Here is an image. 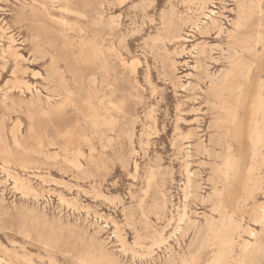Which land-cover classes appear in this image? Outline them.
Here are the masks:
<instances>
[{
	"label": "rangeland",
	"instance_id": "obj_1",
	"mask_svg": "<svg viewBox=\"0 0 264 264\" xmlns=\"http://www.w3.org/2000/svg\"><path fill=\"white\" fill-rule=\"evenodd\" d=\"M254 1L73 0L68 7L84 18L70 20L69 26L77 24L84 32L73 27L63 33L58 23L63 1L0 0L3 264H163L168 257L196 255L188 219L180 223L183 232L175 231V220L184 207L190 220L201 222L210 214V204L198 196L210 192L208 178L220 163L215 154L221 151V135L236 149L228 127H214L225 117L220 104L232 102V93L216 83L231 67V47L244 58L264 61L263 0L261 13L253 12L232 34L241 19L239 7ZM83 44L103 49V69L83 64ZM49 55L81 77L74 83L72 74L65 73L78 101L60 122L46 106ZM92 73L98 95L118 106L112 130L94 133L82 116L81 87ZM255 91V86L247 90L249 100ZM73 127L76 134L67 142L57 138ZM13 138L25 141L26 151ZM39 140L42 148L33 152ZM78 151L81 156L75 155ZM249 163L245 155V165ZM243 184L241 170L230 184L233 189L223 186L229 195L235 193L231 197L224 191L229 209L242 195ZM263 191H254L237 210L246 224L252 225ZM159 238L165 242L154 245ZM199 257L204 264L209 256L204 252Z\"/></svg>",
	"mask_w": 264,
	"mask_h": 264
},
{
	"label": "bare ground",
	"instance_id": "obj_2",
	"mask_svg": "<svg viewBox=\"0 0 264 264\" xmlns=\"http://www.w3.org/2000/svg\"><path fill=\"white\" fill-rule=\"evenodd\" d=\"M50 1H63V3L66 4L64 8L60 9L63 13L60 14V17L58 19V23L61 25L63 33L67 32L68 30H73V27H77V24L70 27V20H74L78 23L81 18H84L83 12L78 9H72L71 7H68V3L73 2V0ZM260 2L261 0H256L253 2V4L239 7L241 19L233 24L234 31L232 32V34H238L243 26L244 21L248 20L253 12L261 13ZM70 16H74V18H71ZM210 21L211 24H216V22L212 20L211 17ZM115 24L116 23H114V25ZM83 32L84 31L81 28H78V30H76V33ZM37 47L40 49L39 45ZM49 57V64L47 67H45L46 82L48 84L47 90L49 92V95L46 96V106L49 107L52 115L57 116V119L60 122L65 119L68 109L71 107L74 108L76 106L72 103H75L76 101H78V99L74 97L76 96L75 87L74 90H70V88L68 87V78L65 75V73L72 74L73 72L71 71V69H69L68 65H65V67L63 68L58 66V62L53 55H49ZM44 58L45 56L43 55L39 56V59L43 60ZM104 58V51L101 47H99V45L83 44V64H87V66L92 67L94 71L96 69L101 70L104 68ZM229 58L231 67L229 70L224 72L223 76L217 81L216 86H220L224 89L226 88L229 94L232 93V102L231 104H220V109L224 111L225 117L218 118L215 121L214 127L217 130L228 127L227 134L228 136H230V139L232 138L233 141L236 140V149L226 140L227 135L225 136L222 134L219 142L221 151L215 154L216 158L220 160V163L216 164V166L212 170L211 177L208 178V183L210 184V192L207 193L206 197L198 196L201 202L210 204V214H205L201 222H198L197 220H190L184 207L181 213H178L175 220V231L183 232L179 227L180 223L188 219L186 225L190 230L193 231V237L190 246L193 245L196 248V255L183 254L178 259L166 257V262H164L163 264H199V255L204 252L209 256L204 264H264V201L261 205H258L256 211L254 210L255 213L253 214L250 221L252 225L246 224L243 218V214L239 215L237 212V210H239L244 203L252 198V194L254 191L264 190L262 188V186L264 185V61L262 63H257L253 59L244 58L237 47H231ZM95 65H98L96 69L94 67ZM260 74H262V76H260ZM72 76L73 77L71 80L74 83V78L77 81L81 79V77H75V74H72ZM96 82V73H92L87 82V86L81 87V90L84 93L83 95L85 96L83 100V107H85V111L82 112V116L89 128L94 133H98L105 128L112 130L116 125L115 115L118 110V106L116 105V103H114L112 100H106L105 96L98 95ZM148 85L151 87L150 84ZM253 86H255L256 91L253 93V95L250 96L249 100V97L247 96L248 94L246 92L250 87ZM7 91L9 92L10 89L6 90V92L4 93L3 101L9 98ZM33 106L35 105L33 104ZM11 110L13 111V109ZM45 113L46 112L44 111V115ZM26 114L28 115L27 112ZM41 115L42 114H40V116ZM148 122L150 121L148 120ZM30 128L32 127L30 126ZM57 134V138L59 140L67 142L70 139L69 137L72 138V135L76 134L75 127L66 130L64 129ZM147 135L149 136V134ZM13 141L16 147L21 145L22 151H26V146L23 144V142L25 141H20L22 144H20V142L15 138H13ZM106 143L110 144L108 143V141H106ZM42 144V140L37 141L33 152H37V150H40L42 148ZM105 149L106 148L104 147L103 150L105 151ZM93 151L94 153H96L95 150ZM75 155L81 156L82 153L78 151ZM245 155H248V158L250 160L249 165H245ZM185 170H187V167L185 168ZM241 170L244 171L242 195L239 196L238 200H235V202L233 201L234 208L229 209V206L226 205V202L224 200L223 194L225 188H223V186L230 188V184L240 174ZM189 182L190 181L188 179L187 183L189 184ZM235 184H237V182ZM249 184L252 185V189H249ZM20 188L23 189L24 187L20 186ZM231 188L233 189V187ZM28 191L30 192V190ZM235 192H237V190ZM226 193V195L228 196V192ZM233 194L235 195V193ZM231 195L232 194H230L229 196ZM234 195H232L231 197H233ZM226 200L229 201L230 199ZM229 205H231V208L232 203ZM164 242L165 240H163L162 238L155 239L154 245L159 246ZM121 248L123 253H127V250L123 245H121ZM258 254L262 255V258H260L261 260H256V256ZM3 263L4 260L0 258V264ZM82 264L89 263L83 261Z\"/></svg>",
	"mask_w": 264,
	"mask_h": 264
}]
</instances>
